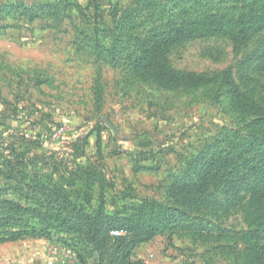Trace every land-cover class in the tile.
Masks as SVG:
<instances>
[{"label":"rangeland","instance_id":"1","mask_svg":"<svg viewBox=\"0 0 264 264\" xmlns=\"http://www.w3.org/2000/svg\"><path fill=\"white\" fill-rule=\"evenodd\" d=\"M262 12L264 0H0V220L48 233L0 236V264H121L128 241L104 228L145 204L180 215L127 262L245 264L243 197L264 179V147L191 186L256 133L221 74L264 107V30L170 48L173 70L212 80L197 89H159L134 64L156 32ZM91 226L103 231H79Z\"/></svg>","mask_w":264,"mask_h":264},{"label":"trees","instance_id":"2","mask_svg":"<svg viewBox=\"0 0 264 264\" xmlns=\"http://www.w3.org/2000/svg\"><path fill=\"white\" fill-rule=\"evenodd\" d=\"M264 30V12L260 14H247L238 18L219 17L216 15L205 16L196 20H189L179 25L171 26L166 30L156 32L143 41L140 57L135 61L134 72L144 81L152 83L165 91H178L182 89H197L208 85L212 80L199 74L179 73L173 70L167 60L170 48L189 40L205 37H231L236 43L244 44L254 35ZM224 81L231 88V99L235 106L249 117L255 118L256 133L250 141L240 144L230 151L223 152L204 167L198 176V181L192 184V189L200 192L208 188L209 179L221 174L228 167L236 165L241 159L254 154L264 147V107L250 97L243 95L233 83L228 72H223ZM243 213L249 220V231L242 237L244 242L243 259L245 264H264V179L251 188L249 196L243 197ZM180 213L166 216L154 204H145L141 208V216L134 223H113L106 237L127 240L125 251L130 254L138 245L148 242L157 235H162L171 230L172 222L177 221ZM11 221L0 220V236L4 239L16 240L24 236H46L45 230L39 232L34 228L28 231L9 230ZM90 224V223H89ZM57 228V227H56ZM55 231L60 232L61 229ZM114 230H124L125 237H112ZM81 232H101L91 226L89 229L79 228ZM196 235H194L195 237ZM127 255L121 264H132L126 261ZM141 264V263H136Z\"/></svg>","mask_w":264,"mask_h":264},{"label":"built area","instance_id":"3","mask_svg":"<svg viewBox=\"0 0 264 264\" xmlns=\"http://www.w3.org/2000/svg\"><path fill=\"white\" fill-rule=\"evenodd\" d=\"M111 235L114 238L125 237L127 235V232L124 230H114Z\"/></svg>","mask_w":264,"mask_h":264}]
</instances>
